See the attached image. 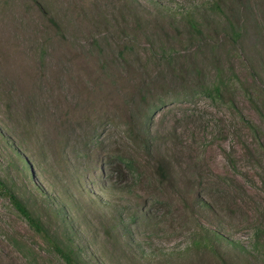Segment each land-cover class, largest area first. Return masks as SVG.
<instances>
[{
  "label": "rangeland",
  "instance_id": "1",
  "mask_svg": "<svg viewBox=\"0 0 264 264\" xmlns=\"http://www.w3.org/2000/svg\"><path fill=\"white\" fill-rule=\"evenodd\" d=\"M0 175V264H264V0H0Z\"/></svg>",
  "mask_w": 264,
  "mask_h": 264
},
{
  "label": "trees",
  "instance_id": "2",
  "mask_svg": "<svg viewBox=\"0 0 264 264\" xmlns=\"http://www.w3.org/2000/svg\"><path fill=\"white\" fill-rule=\"evenodd\" d=\"M227 80L224 79L222 71L219 70L216 75V80L212 83V87L209 88L216 95H221L223 93V89L226 87ZM24 166L28 167L27 162H24ZM163 169V167H160ZM162 171V170H161ZM163 172V171H162ZM0 189H6L12 204L18 209V211L28 220L30 225L39 233L46 232V228L44 226L43 221L36 216L31 209L26 205V203L17 195V193L11 189L6 181L0 175ZM215 240L217 241L219 235L214 233ZM202 241V240H201ZM54 248L61 254V256L69 263V264H82L81 260L82 255L76 251V249L68 244L58 243L57 241L51 240ZM196 242V241H195Z\"/></svg>",
  "mask_w": 264,
  "mask_h": 264
}]
</instances>
